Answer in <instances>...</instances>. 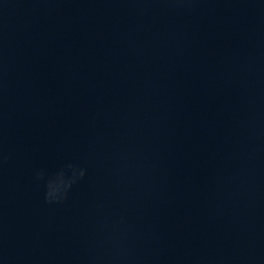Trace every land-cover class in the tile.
Segmentation results:
<instances>
[{
    "label": "water",
    "instance_id": "1",
    "mask_svg": "<svg viewBox=\"0 0 264 264\" xmlns=\"http://www.w3.org/2000/svg\"><path fill=\"white\" fill-rule=\"evenodd\" d=\"M0 260L264 264L258 0H2Z\"/></svg>",
    "mask_w": 264,
    "mask_h": 264
},
{
    "label": "clouds",
    "instance_id": "2",
    "mask_svg": "<svg viewBox=\"0 0 264 264\" xmlns=\"http://www.w3.org/2000/svg\"><path fill=\"white\" fill-rule=\"evenodd\" d=\"M176 3H190L191 0H174ZM0 3H2V0H0ZM258 3L261 7H264V0H258ZM85 170L83 168H72V175L65 179L63 178V175L61 174V178L58 180V182L53 185L51 182L48 184V190L45 193L44 199L48 203H58L62 202L66 197L67 189L72 182L73 178H81L84 176ZM41 173L38 171L35 174V178L37 180L40 179ZM0 264H3V261L0 260Z\"/></svg>",
    "mask_w": 264,
    "mask_h": 264
}]
</instances>
